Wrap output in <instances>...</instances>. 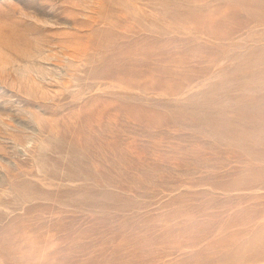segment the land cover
I'll use <instances>...</instances> for the list:
<instances>
[{"label": "rangeland", "instance_id": "rangeland-1", "mask_svg": "<svg viewBox=\"0 0 264 264\" xmlns=\"http://www.w3.org/2000/svg\"><path fill=\"white\" fill-rule=\"evenodd\" d=\"M0 264H264V0H0Z\"/></svg>", "mask_w": 264, "mask_h": 264}, {"label": "bare ground", "instance_id": "bare-ground-1", "mask_svg": "<svg viewBox=\"0 0 264 264\" xmlns=\"http://www.w3.org/2000/svg\"><path fill=\"white\" fill-rule=\"evenodd\" d=\"M9 54V53H8ZM5 62V61H4ZM10 63V62H9Z\"/></svg>", "mask_w": 264, "mask_h": 264}]
</instances>
